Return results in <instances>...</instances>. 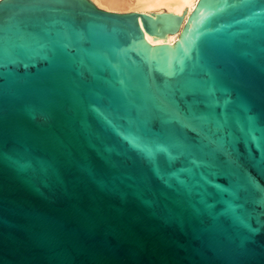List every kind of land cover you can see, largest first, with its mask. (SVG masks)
Listing matches in <instances>:
<instances>
[{"label": "water", "instance_id": "95a60500", "mask_svg": "<svg viewBox=\"0 0 264 264\" xmlns=\"http://www.w3.org/2000/svg\"><path fill=\"white\" fill-rule=\"evenodd\" d=\"M186 10L0 0V264H264V0Z\"/></svg>", "mask_w": 264, "mask_h": 264}, {"label": "bare ground", "instance_id": "6f19581e", "mask_svg": "<svg viewBox=\"0 0 264 264\" xmlns=\"http://www.w3.org/2000/svg\"><path fill=\"white\" fill-rule=\"evenodd\" d=\"M98 7L117 12L138 11L155 15L150 12H173L182 15L184 9L186 12L180 22L179 28L174 31H167L165 37L154 39L145 27V39L149 44H168L176 41L179 37L184 24L186 23L190 13L193 11L199 0H92ZM142 22V21H141Z\"/></svg>", "mask_w": 264, "mask_h": 264}]
</instances>
